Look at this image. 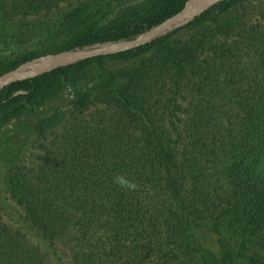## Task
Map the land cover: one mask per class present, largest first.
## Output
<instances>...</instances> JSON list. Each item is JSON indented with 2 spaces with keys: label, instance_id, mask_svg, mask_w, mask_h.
Instances as JSON below:
<instances>
[{
  "label": "trees",
  "instance_id": "obj_1",
  "mask_svg": "<svg viewBox=\"0 0 264 264\" xmlns=\"http://www.w3.org/2000/svg\"><path fill=\"white\" fill-rule=\"evenodd\" d=\"M185 1L0 0V74L137 36ZM255 1H218L145 44L0 88V128L30 127L7 178L16 211L0 201V264H264Z\"/></svg>",
  "mask_w": 264,
  "mask_h": 264
},
{
  "label": "water",
  "instance_id": "obj_2",
  "mask_svg": "<svg viewBox=\"0 0 264 264\" xmlns=\"http://www.w3.org/2000/svg\"><path fill=\"white\" fill-rule=\"evenodd\" d=\"M218 1H221V0H186L184 2L183 6L179 10L174 12L169 17L165 18L163 21H161V22L149 27L148 29L144 30L142 33H140L137 36H132V37L127 38V39H122V40L115 42V43L108 42L105 44H97V45L85 47L82 49L77 48V49H73V50H65L61 53L49 54L47 56H42L39 58L32 59L30 61L21 63L18 66H16L15 68L10 69V70L0 74V88L3 85L8 84L12 81L20 80V79H23L26 77H30V76H34L36 74H40L44 71H48V70H50L56 66H59V65L71 64V63H74L76 61L83 60V59L90 58V57H94V56H98V55L113 54V53L120 52V51H123V50L128 49V48H132V47H136V46L145 44V43L150 42L151 40L155 39L156 37L164 35L167 32H169L170 30L178 27L177 23L192 8H194V7L200 8L202 6H205L204 9H206L207 7H209L210 5H212ZM204 9H202V10H204ZM184 23H186V22H184ZM44 59H49V60L56 59L57 62L50 64L48 66L39 68V69L25 71V69L27 67H29L30 65L35 64L37 62H40L41 60H44Z\"/></svg>",
  "mask_w": 264,
  "mask_h": 264
},
{
  "label": "rangeland",
  "instance_id": "obj_3",
  "mask_svg": "<svg viewBox=\"0 0 264 264\" xmlns=\"http://www.w3.org/2000/svg\"><path fill=\"white\" fill-rule=\"evenodd\" d=\"M250 6H254L258 10L264 9V0H258L250 3ZM205 6L200 8H192L176 25L179 26L184 22L192 19L197 15ZM184 38V37H183ZM57 62L56 59H44L40 62L30 65L25 69L34 70L39 69L50 64ZM116 66V65H114ZM72 96V91L66 90L57 100L52 101L50 104L45 105V109L53 107L60 102L69 99ZM41 108L36 111H40ZM30 136V127L26 122V117H18L0 128V201L2 204L7 205L11 210L16 211L17 208L14 206V202L9 199V194L7 190V178L13 169V167L18 163V161L25 156V148L27 141ZM18 212V211H17Z\"/></svg>",
  "mask_w": 264,
  "mask_h": 264
},
{
  "label": "clouds",
  "instance_id": "obj_4",
  "mask_svg": "<svg viewBox=\"0 0 264 264\" xmlns=\"http://www.w3.org/2000/svg\"><path fill=\"white\" fill-rule=\"evenodd\" d=\"M117 182H118V183H121V186L134 187V185H132V184H130V183L125 184V183H124L123 181H121V180H118Z\"/></svg>",
  "mask_w": 264,
  "mask_h": 264
}]
</instances>
